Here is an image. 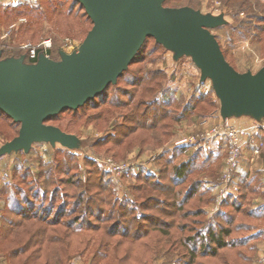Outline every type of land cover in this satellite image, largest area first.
I'll return each instance as SVG.
<instances>
[{
    "label": "rangeland",
    "instance_id": "1",
    "mask_svg": "<svg viewBox=\"0 0 264 264\" xmlns=\"http://www.w3.org/2000/svg\"><path fill=\"white\" fill-rule=\"evenodd\" d=\"M163 5L223 14L226 23L211 32L225 59L239 72L263 65L264 0ZM91 27L75 0H5L1 58L24 55L31 62L24 44L49 38V57L58 60L59 51L76 50ZM243 118L222 119L211 81L200 79L191 58L174 59L147 38L103 95L46 121L76 135L77 148L34 142L26 153L0 155V264H256L264 254H257L261 222L255 219L264 165L243 151L232 181L248 170L255 175L252 188L220 193L226 141L200 136L211 125L237 126ZM18 130L19 123L0 115V146ZM192 157L196 166L205 163L203 170L176 184L175 164ZM196 178L199 190L179 210L175 193L184 194ZM233 200L239 210L230 206ZM26 214L31 218L24 220ZM207 226L228 230L226 246L206 256L197 248L191 261L187 237Z\"/></svg>",
    "mask_w": 264,
    "mask_h": 264
},
{
    "label": "water",
    "instance_id": "2",
    "mask_svg": "<svg viewBox=\"0 0 264 264\" xmlns=\"http://www.w3.org/2000/svg\"><path fill=\"white\" fill-rule=\"evenodd\" d=\"M92 23L76 50L59 51L58 60L39 53L1 58L0 112L19 123L18 134L0 146V155L29 151L34 142L74 149L76 135L46 121L76 110L101 94L128 68L147 38L173 53L189 56L209 79L222 119H264V63L255 72L237 71L225 59L212 28L226 23L223 14L190 6H164L165 0H75Z\"/></svg>",
    "mask_w": 264,
    "mask_h": 264
},
{
    "label": "built area",
    "instance_id": "3",
    "mask_svg": "<svg viewBox=\"0 0 264 264\" xmlns=\"http://www.w3.org/2000/svg\"><path fill=\"white\" fill-rule=\"evenodd\" d=\"M5 0H0V4ZM30 3H36L38 0H26ZM51 47L50 39H44L37 45H32L30 43L24 44L23 48H26L27 54L26 57L31 62H35L38 54L43 53L47 57H49V49ZM35 60V61H33ZM259 129H262L264 132V123L260 126L254 124L251 128L233 126V125H222V124H214L201 131V138L203 139H211L214 138L216 140L225 139L227 154L225 158V168L223 170L222 175V183L219 188L220 193H233L237 191V185L232 184L233 174L237 169L243 151L248 148V151L251 155V160L257 159L264 156V140L258 137L257 133ZM192 140L193 137L190 136L188 138ZM185 140V139H184ZM262 181L264 184V166L262 169ZM256 264H264V254H261Z\"/></svg>",
    "mask_w": 264,
    "mask_h": 264
},
{
    "label": "trees",
    "instance_id": "4",
    "mask_svg": "<svg viewBox=\"0 0 264 264\" xmlns=\"http://www.w3.org/2000/svg\"><path fill=\"white\" fill-rule=\"evenodd\" d=\"M78 3V2H77ZM79 4V3H78ZM80 5V4H79ZM81 8H83L81 5H80ZM84 10V8H83ZM85 13V12H84ZM86 15V13H85ZM87 16V15H86ZM89 19V18H88ZM90 20V19H89ZM152 38V37H151ZM144 45V44H143ZM143 47V46H142ZM141 47V48H142ZM141 50V49H140ZM139 50V51H140ZM139 53V52H138ZM137 53V54H138ZM137 54L135 57H137ZM134 57V59H135ZM30 61V60H29ZM35 61V60H33ZM133 61V60H132ZM131 61V62H132ZM121 76V75H120ZM119 76V77H120ZM111 85V84H110ZM109 85V86H110ZM108 86V87H109ZM107 87V88H108ZM106 88V89H107ZM106 89L101 93L99 94L98 96L96 97H99L100 95H103V93H105ZM95 97V98H96ZM203 98V97H202ZM201 98V99H202ZM94 99V98H93ZM204 100V98L202 99V101ZM206 100V99H205ZM90 101V100H89ZM87 101L85 104H88ZM83 104L82 106H80L79 108L77 109H81L82 107H84ZM76 109V110H77ZM67 110H71V109H67ZM65 111V110H64ZM74 111V110H72ZM63 112V111H62ZM1 113V112H0ZM61 113V112H60ZM59 114V113H58ZM57 114V115H58ZM0 115H3L5 117H7L5 114L1 113ZM57 115L53 116L52 118L50 119H54ZM9 118V117H7ZM49 119V120H50ZM48 121V120H47ZM195 158V157H194ZM205 165V163H201L196 166L195 164V160L192 158H188L184 161H181L179 162L178 164H175L174 168H173V171H172V174H173V181L176 182V184H184L186 182V179H187V176L193 172H195L197 170V172H201V170H203V166ZM195 166V167H194ZM199 178H196L195 180H192L189 182V184L186 186V191L184 194H182V192H180L179 190H177V192L175 193V197H179V200H178V205H179V210L182 208V205L184 203H186L189 199L190 196H192V194L196 191H198V186H199ZM255 180V175H251L250 177L246 174L244 176H241L238 180V186L240 188H245V189H248V188H252V182ZM203 192L200 193V195L202 194ZM236 200H233L232 202H229L230 206L232 208H235L236 210H239L240 208L238 207H235L236 206ZM255 210H258L256 213H255V219H257V216L259 214H262L264 213V206H258L257 208H255ZM33 211V209L31 210ZM254 212V209L252 210ZM258 213V214H257ZM252 214V212L250 211V215ZM26 216H29V217H26ZM32 215H24V220L26 219H30ZM251 217V216H249ZM22 221H20L21 223ZM58 223V222H55L53 223L54 225ZM21 225V224H19ZM228 233V230L226 228H219L218 230L214 227H210V226H207V229L205 232L203 231H197L194 233V235L192 236H188L187 237V240L188 241H191V247L190 250H189V254H190V257H191V261L192 259L194 258V255H195V252L197 248H200L202 251H205L203 256L207 255V253H209L210 255H215L216 252H217V249L221 248V247H225L226 246V242L225 240L222 239V237ZM199 239L202 241H199ZM210 248V250H208ZM15 252V251H14ZM13 252V253H14ZM190 261V262H191ZM189 262V263H190ZM188 264V263H186Z\"/></svg>",
    "mask_w": 264,
    "mask_h": 264
},
{
    "label": "crops",
    "instance_id": "5",
    "mask_svg": "<svg viewBox=\"0 0 264 264\" xmlns=\"http://www.w3.org/2000/svg\"><path fill=\"white\" fill-rule=\"evenodd\" d=\"M241 117H244L243 119H245V120H239L240 121V125L238 124L237 126H239V127H246V128H251L254 124H256L257 123V125L258 126H260L263 122H264V119L263 120H261V121H256V120H254V119H252V118H250V117H247V116H241ZM257 135H258V137H260L261 139H263L264 140V132H263V130L262 129H259V131H258V133H257ZM217 147H218V145H217ZM245 151V155L246 156H248L249 158H250V160H251V155H250V152L248 151V148L247 149H245L244 150ZM260 161V165L261 166H263L264 165V156L262 155L261 157H259V158H257V159H255V160H253V161ZM252 161V160H251ZM262 168V167H261ZM248 172H250V171H248L247 170V172H246V174H249ZM245 174V175H246ZM244 175V174H243ZM251 175H252V173H251ZM241 177V176H240ZM238 178L236 177V178H234L233 179V181H232V184H235V185H237L238 184ZM238 186V185H237ZM234 193H236V191H234ZM258 206H264V199H262V201H260V203L256 206V207H258ZM258 211V210H257ZM258 214V213H257ZM257 221L258 222H261V226H260V228H259V232H257L260 236H259V238H257V254L258 253H261L262 251H264V213H262V214H259L258 216H257ZM262 221H263V223H262ZM261 233V234H260ZM258 237V236H257Z\"/></svg>",
    "mask_w": 264,
    "mask_h": 264
}]
</instances>
